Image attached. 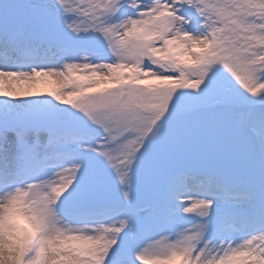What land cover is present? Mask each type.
<instances>
[{
  "label": "snow or ice",
  "instance_id": "obj_1",
  "mask_svg": "<svg viewBox=\"0 0 264 264\" xmlns=\"http://www.w3.org/2000/svg\"><path fill=\"white\" fill-rule=\"evenodd\" d=\"M0 264H264V0H0Z\"/></svg>",
  "mask_w": 264,
  "mask_h": 264
}]
</instances>
